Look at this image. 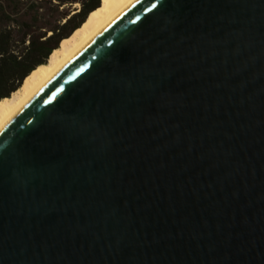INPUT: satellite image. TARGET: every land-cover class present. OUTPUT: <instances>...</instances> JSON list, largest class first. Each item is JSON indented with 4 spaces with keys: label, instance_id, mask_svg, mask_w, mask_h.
<instances>
[{
    "label": "water",
    "instance_id": "1",
    "mask_svg": "<svg viewBox=\"0 0 264 264\" xmlns=\"http://www.w3.org/2000/svg\"><path fill=\"white\" fill-rule=\"evenodd\" d=\"M0 264H264V0H135L41 86Z\"/></svg>",
    "mask_w": 264,
    "mask_h": 264
},
{
    "label": "trees",
    "instance_id": "2",
    "mask_svg": "<svg viewBox=\"0 0 264 264\" xmlns=\"http://www.w3.org/2000/svg\"><path fill=\"white\" fill-rule=\"evenodd\" d=\"M28 2L29 0H0V100L8 98L36 67L44 65L59 44L70 38L100 5V0L81 1L78 11L61 15L49 29L21 22L19 36L16 38L10 22L18 21L21 15H31V5L21 13ZM37 2H56L55 7L61 8L72 5L77 0ZM12 16L17 19L13 20Z\"/></svg>",
    "mask_w": 264,
    "mask_h": 264
},
{
    "label": "bare ground",
    "instance_id": "3",
    "mask_svg": "<svg viewBox=\"0 0 264 264\" xmlns=\"http://www.w3.org/2000/svg\"><path fill=\"white\" fill-rule=\"evenodd\" d=\"M135 0H100L99 8L84 23L63 40L44 65L36 67L8 98L0 100V129L30 100L59 69L86 43Z\"/></svg>",
    "mask_w": 264,
    "mask_h": 264
},
{
    "label": "rangeland",
    "instance_id": "4",
    "mask_svg": "<svg viewBox=\"0 0 264 264\" xmlns=\"http://www.w3.org/2000/svg\"><path fill=\"white\" fill-rule=\"evenodd\" d=\"M81 1L84 0H77V2L72 5H65L61 8H56V2L39 3L37 2V0H29L26 7L22 8L21 13H24L29 5H31V9L33 10V12L31 13V15H21L22 17L18 18V21L10 22L11 29L14 30L16 38H18L19 36L21 22H27L33 27L36 26L49 29L50 27L55 25L56 21L60 18L61 15L78 11V9H80L79 2ZM12 19L15 20L17 18H14L12 16Z\"/></svg>",
    "mask_w": 264,
    "mask_h": 264
}]
</instances>
